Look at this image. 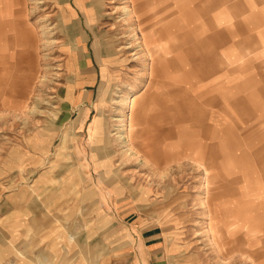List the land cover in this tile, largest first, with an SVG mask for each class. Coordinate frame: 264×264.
Masks as SVG:
<instances>
[{
    "label": "rangeland",
    "instance_id": "obj_1",
    "mask_svg": "<svg viewBox=\"0 0 264 264\" xmlns=\"http://www.w3.org/2000/svg\"><path fill=\"white\" fill-rule=\"evenodd\" d=\"M10 3L15 11L24 8L20 28L36 39L38 71L23 74V49H32L19 46V39L16 57L0 62V264H249L248 256L260 262L253 256L264 253L259 233L223 236L227 249L217 255L204 231L210 221L220 224L211 212L217 205L244 214L246 221L248 213L264 212V120L240 116L234 159L246 163L219 180L216 170L184 157L162 163L154 175L140 159L121 158L115 119L128 110L119 108L118 96L136 94L138 104L146 92L157 97V129L172 123L161 118L163 108L184 124L187 117L191 121L192 105L185 115L182 97L168 93L164 99L152 88L150 59L138 47L142 39H130L136 19L124 21L122 0ZM128 42L130 48L119 50ZM215 68L222 72L228 65L221 61ZM195 69L201 83L207 73ZM8 101L27 102L30 110ZM74 122L81 128L73 129ZM104 147L109 155L98 156ZM105 159H112L108 170ZM202 200L207 205L200 206Z\"/></svg>",
    "mask_w": 264,
    "mask_h": 264
},
{
    "label": "bare ground",
    "instance_id": "obj_2",
    "mask_svg": "<svg viewBox=\"0 0 264 264\" xmlns=\"http://www.w3.org/2000/svg\"><path fill=\"white\" fill-rule=\"evenodd\" d=\"M7 1L8 0H0V27H2V28H0V50L5 52V55H3V54H2L3 56L0 55V62H2V63L4 61L7 62L6 56L8 57V61H9V59L13 60V58L16 57L17 53H16V49H14V48L19 45V44L17 45V41H16L17 39H19L20 40L19 42H21V44L19 46H23V47L28 46L29 48L32 49V52L30 53L24 47L23 51L26 54H25L24 59L23 60L21 59L25 64L28 65L26 72H23L24 75L25 74L27 75V76L25 75L26 78H28V75H32L33 72L36 74L38 71V69H37L38 63L36 61V59H37L36 50H38V46L35 45L36 39H35V41H33L34 40L33 35L32 34L29 35V37L27 39L24 35V30H23L24 28H22V29L20 28V25L23 23V21L20 18L22 16L24 17L23 14H20L22 12V8L20 11H15V10H13L12 5L7 6V4H6ZM181 1H183V0L176 1V2L178 5H180ZM166 2L167 1L165 0V3ZM163 5H165V4H163ZM207 6L210 7L209 5H207ZM203 7H206V6L203 5ZM160 8H162L160 1L156 2L155 0H122V7H120L121 12L123 14L124 21L129 16H134L136 19V28L134 29V33H133L132 37H130V39L131 40L133 39L136 41H139V39H142L141 41H139V43L138 42L137 43H138V47L141 48V52L145 53L144 57L150 59V64H149V70H151L150 77L154 81L152 88H154V84L156 82V76L157 75L161 74L164 77L166 76V80L164 82H161V81H159L160 83L158 82V87H156L157 93H159L160 96L163 97L164 99L167 97L168 93L179 95L180 97H182V99L184 101V102H182L183 106H185L187 111H188V105H191V102H193L197 96V99L195 101L198 104L196 106L199 109H201L202 111L204 110L205 114H206V116L204 115V117H206V118L203 121H207L209 124L215 125L216 123H218L217 118H219V117H215L214 115L210 116V114H211L210 109H212L214 107V105H216L218 98H220V101H221L223 94H225V96H226L225 99H229L230 95L234 93V90H235L234 86H228V88H227V87L222 86L221 84L219 85L218 83H216L214 81H212V82L209 81L207 83L205 81L201 85L197 86L199 92H197L195 94H191L190 95L192 97L191 98L188 94L189 89H190V85L188 84L189 83L188 80H190V76H189L190 73H189V70L187 69L188 55H186V54H188V41H189L188 33H196L198 31H202V30L204 32V29H205L206 33H207V30L209 33H212L211 29L216 28L217 25H211L209 23V21H204L201 18L198 19L199 17L195 18L194 15H196V14L192 13L188 9H187L188 11L183 12L177 18L170 19V20H167L164 22H159V24L154 25V22L151 19V17H152V15H155L159 11ZM201 9H203V8H201ZM91 15L92 14H90V16ZM215 18H216L217 24H219L220 23L219 14H216ZM40 23H41V21H40ZM43 26H41V27H43ZM11 29L15 30V33H13V35H11V37L9 36L10 37L9 38L8 37V30H11ZM137 29H139V32L137 31ZM41 30L43 31L44 28ZM176 32L181 33V35L180 36L179 35H177V36L173 35ZM215 34H217V32ZM45 35H47V34H45ZM43 37H44V35H43ZM210 38H211V34H210ZM130 43L131 42H128V45L126 44L124 46L121 45L122 47L120 46L119 50L122 48H124V49L130 48V45H131ZM110 48H112V47L110 46ZM178 48L181 50V52L177 51ZM135 58H136V56H135ZM211 59L213 60L214 58H211ZM38 61H39V59H38ZM6 62H4L3 64H6ZM176 65L178 66L177 67L178 71H173V73H169L170 72V66H171V68H173ZM210 65H213V63L209 62L207 64V66H210ZM158 71H159V74L157 73ZM209 72L213 73V70L210 71V67H209ZM44 75H46V74H44ZM4 79H5V75H4ZM43 80H44V77H43ZM3 81H1V82H3ZM190 81H193V80H190ZM193 82H195V81H193ZM24 84H27V81H25ZM165 85H170L171 87L166 89ZM7 86H9V84H7ZM146 88H148V85ZM236 90H237V88H236ZM118 97L119 98L117 99L116 102H117V105H119V108L121 107V109H123L125 107L128 110L127 115H123V114L117 115V118L115 119L116 121L119 122L118 127H120L119 128L120 130L118 131V133L116 132L117 133L116 140L119 143L118 145L120 146V148L122 150L120 152L121 158H123V159L127 158L129 160H131V159L139 160L140 159L141 163L144 166L148 167L153 172V174L156 175L157 171H158L157 169L159 166L158 154H160V152H162V151H159L160 150L159 148L152 146L150 144L149 140L156 138L155 136H153L154 130L152 127H156V124H157V121L153 118V117H155V115H153V112L157 109L158 98L155 97L154 99H149L148 96L145 94L140 99L139 104H138L137 100H139V99H138V96H136V94H133V95L125 97V98H122L120 96H118ZM13 100L15 101V99H13ZM8 102H6V103L10 104L11 106H14L15 108H18L19 110H21V109L22 110L25 109L26 111L30 110L28 108V105H26L27 102H26V104H24V103L18 104L16 102H12V103L9 102L8 103ZM121 102H123V104ZM258 102L261 105L262 101L259 100ZM31 103H32V101H31ZM35 104H36V101H35ZM202 104H204V106H202ZM25 110H24V112H25ZM163 110L165 112L168 111L165 108H163ZM120 112L122 113V111H120ZM192 116H194V114ZM56 119H59V117H57V115H56ZM197 120H199V116H194V117H191L190 122H192V124H195V122ZM98 121H100V120H98ZM72 124H75V122ZM93 130H95V129H93ZM213 132H214V134L212 135L213 138H217V134H218L217 132L218 131H213ZM144 134L149 135V137L144 138ZM110 136L111 135L107 134L105 146L108 143V140H109L108 138ZM93 139H95V138H93ZM99 139H101V138H99ZM178 139H179V137H178ZM185 140L188 142V147H187L188 149H187V153L184 152V154L187 155V157L189 159H191L195 164L199 163L201 166L205 167L204 166V163H205L204 159L207 158L208 151L203 147L204 143H201L200 141H197V140L189 141L188 140V133H186V138L181 137L180 141H178V143H173L172 145L167 146L166 149H168V151H172V153H174V151L176 150V149H174V146L183 144L185 142ZM211 141L213 142V139H211ZM154 144H155V142H154ZM214 145H215V143L212 144V146H214ZM104 149L106 151L103 149H99L97 151V155L102 156V157L108 156L110 153V150L108 148H105V147H104ZM114 153H115V151H114ZM214 153H215V151H214ZM117 154H118V152H117ZM104 166H106V165L104 164ZM205 170H207V168ZM165 174H166V172H165ZM244 174H247V171ZM202 175L204 176V174H202ZM213 177H214V180H219V177H221V175H217V176H213ZM156 178H158V177L156 176ZM244 178H245V180L248 179L247 177H244ZM204 179H205V177H204ZM250 183H251V181H250ZM202 197H204V195ZM204 201L205 200H202L200 206H203ZM204 204H206V203H204ZM208 207L209 206H207V209H208ZM211 212H212V215H214V211L212 210ZM236 214H237V216L235 217L234 211H232V209L229 208L228 211L225 213V216H227V218H222L221 221H218L220 224L214 226V222H211L210 219H209L210 222L209 223L207 222L208 223V225L206 227L207 231H204L205 236L207 237V243L210 245L211 248L214 249V251H216L217 255L227 249V247L225 246L226 243H223V244L221 243V239L223 238V236L227 235L228 237H233L237 233L240 232L239 230L244 231L245 233H249V232H251L252 234H258L259 233L260 236H263V239H264V213L261 214L258 211V212H255L254 214H252L250 212V213H248V215H246V217L248 218L247 221L244 220L245 219L244 214H242L243 216H240V214L237 212H236ZM203 215H204V213H203ZM254 215L259 216V218L257 217V220H255ZM204 222H206V221H204ZM203 224H205V223H203ZM219 226H221V230H220V228H218ZM231 241H234V240L231 239ZM256 252H257L256 255L253 254V256H255L257 258H261V261L263 263H260L261 261L256 262V261H254V257L248 256V258L250 260L249 264H264V259H263L264 253H262V251H256ZM231 258H232V256H231Z\"/></svg>",
    "mask_w": 264,
    "mask_h": 264
},
{
    "label": "crops",
    "instance_id": "obj_3",
    "mask_svg": "<svg viewBox=\"0 0 264 264\" xmlns=\"http://www.w3.org/2000/svg\"><path fill=\"white\" fill-rule=\"evenodd\" d=\"M155 1H160L162 8L151 17L154 25L159 24V22L177 18L180 14L188 10L196 14L194 15L195 18L199 17L198 19L201 18L204 21H209L211 25H217L216 28L211 29L212 33H209L208 30L206 33L205 29L204 32L202 30L196 33H188V54H186L188 55L187 69L190 73V80L195 81L188 80V84L190 85L188 92L189 96L199 92L197 86L205 81L206 83L214 81L227 88L228 86H234L235 89L229 99H225L226 96L223 94L221 101L220 98H218L216 105L210 109V116L214 115L215 117H219L217 118L218 123L215 125L203 121L206 118L204 117L206 114L204 110L202 111L196 106L198 104L195 101L197 96L195 100L191 102L192 115L199 116V120H197L195 124H192V122L188 123V117L185 118V123L182 124L181 119H179L176 114L172 116L169 112H165L164 110L160 111L161 118L166 121L168 119V122L172 123L168 129H157L156 127H152L154 130L153 136L156 138L150 139L149 142L152 146L159 148V151H162L158 154L159 165L162 163L166 164V162L168 165L173 159H180L181 157L188 158L187 155L184 154V152L187 153L188 149V142L186 140L183 144L174 146V149H176L174 153L166 149L167 146L178 143L181 137L186 138V133H188L189 141L197 140L204 143L203 147L208 153L207 158L204 159L205 163H203L206 168L216 170L213 176L231 173L235 168L239 169L240 167H244L243 164L246 163V159H234L237 146L236 136L239 118L244 115L245 117H256V122L262 123L264 120L262 119L264 116V65H262L264 64V0H240L242 7L235 3L237 0H183L180 2V5L176 2L180 0H166L168 3H165V0ZM6 4L10 6V0H8ZM203 5L206 7H203ZM23 10L24 8L22 7V12ZM216 14H219L220 17L219 24L216 22ZM216 32L217 34H215ZM173 35L180 36L181 33L176 32ZM9 36L11 37V35H8V37ZM256 43L259 45V51L255 49ZM177 51L181 52L179 48ZM198 52H202L199 61L198 58H196L198 57L196 54ZM211 58L214 59L212 60ZM221 61L224 65H228V68H224L222 72L215 68L218 63L221 64ZM209 62L213 63V65L207 66ZM216 62L218 63L216 64ZM258 66H260V68L256 71ZM177 67V65L173 68L170 66L169 73L178 71ZM209 67L210 71L213 70V73L209 72ZM193 68L205 69L207 75L204 76L206 78H204L201 83H198V80H196L195 76L197 72L195 73V71L192 70ZM157 73L159 74V71ZM159 75L156 76V83L154 84L155 90L156 87H158V81L164 82L166 80V76ZM146 93L149 99L155 98L152 97L153 95L148 94L149 92ZM259 100L262 101L261 105L258 102ZM202 106H204V104H202ZM184 114L188 115V111L187 114L186 112H184ZM158 116L159 114L157 113L153 118L156 120ZM165 117L168 118L165 119ZM177 121H179V124H177ZM72 126L73 129L77 127L81 128V125L78 123ZM168 130L170 135L168 134L169 137L166 138L167 136L165 133ZM213 131H218L217 138H213ZM177 134L179 139L177 138ZM148 137L149 135L144 134V138ZM211 139H213V142ZM214 143L215 145L212 146ZM111 160L112 159L104 160L106 165L104 169L108 170L111 167ZM205 167L203 168L206 169ZM240 172L244 174L246 170H240ZM74 173L76 174V171ZM240 177L245 180L244 176L241 174ZM245 192L246 196H248V190ZM146 194L147 192H144L142 196L145 198ZM228 209L229 208L225 206L217 205V208H213L214 216L218 214L220 217L219 221H221L222 218H227L225 213ZM237 213L243 216L242 213ZM259 213L263 214L264 212L259 211ZM236 216L237 214L235 212V217ZM257 217L259 218V216L254 215L255 220H257Z\"/></svg>",
    "mask_w": 264,
    "mask_h": 264
}]
</instances>
